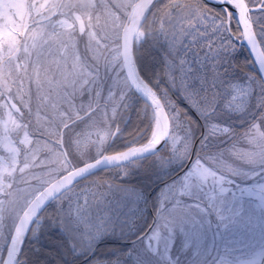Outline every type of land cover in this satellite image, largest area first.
Returning a JSON list of instances; mask_svg holds the SVG:
<instances>
[{"label": "rangeland", "instance_id": "1", "mask_svg": "<svg viewBox=\"0 0 264 264\" xmlns=\"http://www.w3.org/2000/svg\"><path fill=\"white\" fill-rule=\"evenodd\" d=\"M126 1L123 0V3H121L124 12L127 10ZM257 1L254 0L253 2ZM49 2L50 0H0V23L5 24L8 29V33H0V85H6L4 78L9 74H6L7 64L13 65L14 63V69L17 72L21 69L24 58L22 54L18 55V53L25 47L28 52H32V61L26 66L30 81L27 79L28 76L21 75L24 78V83L27 82L28 84L29 82L34 88L39 87L37 90L40 91H46L44 88L48 89L53 85L61 95L60 101L64 103L63 105L69 107L68 111L59 112L62 119L64 118L67 123L71 122L77 114V104L74 103L76 99L74 96L67 94L65 89L67 87L65 85H68L70 89L74 90L75 94L78 90L76 78H71L70 73L88 70L91 78L96 73L91 69L89 70L86 64H80L82 60L75 57L67 44L63 46L61 51L69 56L67 58L58 52H52L55 51L56 45L51 47V43L50 47L33 48L35 41H32V39L34 34H31L29 30L35 28L34 23L37 21L39 13L37 9L43 7L42 5L49 4ZM107 3L106 6H108ZM47 6H44V8ZM108 10V7L104 8V14L99 18L106 21ZM157 10L160 14L158 18V21L161 20L160 23L158 22L156 27L154 25L156 22L150 20L152 19L151 14L144 22L145 24L148 23L145 29L149 28L147 30L149 35L156 28V34L160 36L161 40L167 36L168 44L172 50L179 44V38L185 29L186 35L197 34L200 36L202 34L211 38L214 37L217 29L223 31L219 37L220 43H217L216 47L222 49L228 46L233 49V44L225 33V18L221 11L217 13L212 8L196 0H166L160 3ZM49 12L50 10L46 13ZM59 18L64 22L68 20L65 16ZM110 18L112 19V17ZM254 19L264 20V12L252 14V20L254 21ZM148 20L150 21L148 22ZM29 21L32 23V27L27 29V34L22 39V31L27 28V22ZM150 23L153 25L150 26ZM57 24H61L59 27L69 25V23H56L53 26ZM95 25L92 24V27L97 31ZM121 25L118 27L117 42L120 37ZM50 29L52 30V28ZM140 31L145 32L143 29ZM50 32L46 37H50ZM12 37H15L18 41L14 48H10L8 43ZM191 40L192 38L189 39V41ZM23 41H25V45H20V42ZM117 42L118 67L114 71L107 70L105 74H102L104 84L100 91L99 87L102 79L99 75L97 87L89 91L91 97L89 98L88 92H86L81 103L84 108H88L93 103H98L102 94H106V107L94 109L88 113L84 120L70 123L69 128L64 131L65 138L71 139L70 145L73 154L71 153L70 161L74 165L90 161L104 153L101 150L113 130L114 119L120 116L119 109L128 106L129 110L134 113L133 122L130 124L133 130H136L138 125L134 124L135 119H142V110L138 108L137 98L132 94L121 70L119 42ZM114 50L112 47H107V53H114ZM219 51L221 52V50L216 52L220 53ZM42 54L46 56L41 57ZM202 59L192 60L193 68H183V77H181L179 71H177V75L183 81L182 83L187 85L196 84L189 78L199 79V73L196 77L193 73L202 68L203 96H207L212 103L214 100L217 101V104H213L217 106L215 112L217 119L214 122H211V120L207 122V118H203L204 122L205 124L207 122L208 128L211 122L230 129L226 137L222 135L208 136V128L205 131L203 129L201 154H216L217 162L212 165V169L216 171L207 170L204 179L198 177L197 184L193 188H186L179 182L188 168L176 178H170L165 183L160 184L157 192L151 196L153 218L152 213L148 212L150 180L146 177L139 180L130 178V174L139 168V161H132L125 165L101 171L94 177L86 178V180H97L96 183L102 186L101 190L103 191L101 194H105L106 197L99 203L96 201L93 205L91 201L94 199L81 201L78 206L74 205L79 209H72L70 213L69 210L59 211V213L62 212L67 216V220H64L63 215H58L61 219V226L68 234L69 244L77 251H87L96 242L109 238L111 235V239L118 241L133 238V242L127 246L116 243H113L112 246L108 245L107 248L112 249L107 250L101 259L93 260L88 264H175L177 262L186 264L187 261L191 264H264V118H262L264 115V85L253 74H249L248 80L243 78L242 72L239 73L238 77L237 70L227 59L226 54L220 55V59L222 65L230 70L231 80H228L227 76L229 74L226 70L217 68L215 61L208 59L203 61ZM9 67L12 68L10 65ZM38 69L48 70L39 75ZM233 70L235 74L232 73ZM15 78L20 79L19 74L15 75ZM234 80H237L235 86L233 85ZM209 83L215 85L214 89L209 87ZM78 84L79 88H82L83 81ZM21 86L23 85L21 84ZM116 88L118 89L117 93L115 92ZM3 89L6 90L4 86ZM16 89L18 91V88ZM183 89L180 88L179 91L184 98ZM79 91L81 95L84 93L83 89ZM186 91L189 93L188 89ZM4 94L6 93L0 91V110L6 114L7 104ZM18 95H20L19 92ZM168 101L171 103L170 100ZM87 102L89 106H87ZM61 109L65 110V107H61ZM168 111L172 126V133L168 139L169 144L172 149H176L178 144H182V147L175 151L177 158L169 159L168 146H164L158 154L151 157V166L153 167L156 163L159 167L158 173L153 179L162 175H171L178 170L181 161L184 159L180 157L186 158L187 148L192 144V138L188 136L187 131L180 130L177 127L178 122L174 114L170 110ZM232 114L238 115V124L241 125L242 116L244 123L251 124L244 137L249 154L247 165H245L242 155L243 150L241 149L243 139H241V142L231 139L235 131L234 124H236L233 118L231 119ZM225 115L227 117L223 118ZM256 115L262 117L255 120L253 117ZM47 118H50V116ZM50 123L52 125V122ZM3 126L6 131V124ZM16 128L17 126L13 127L11 124L7 127L14 134H17ZM58 129L56 127V131ZM25 130L28 132L27 129ZM126 133L127 131L119 137ZM102 136L104 138L101 140ZM185 136H188L187 140L183 139ZM28 137L31 138V136ZM42 143H45V141ZM14 145V140L10 137H6V140L2 141L4 149L12 147L14 150ZM236 148L240 149V154L235 151ZM43 151L39 161L34 157H27L28 164L25 166L26 171L23 174V182L13 188L7 201V210L4 217V203L3 209L0 211V231L3 224H7L6 220L8 225L10 220H15L25 205L45 185L60 173L62 174L68 170L66 164L60 161L61 158L56 150L47 147ZM221 154L223 159H220ZM1 160L0 157V164L5 166L6 164ZM248 167H250L249 175L253 179L247 180L248 184L244 185L237 183L234 179L230 180L222 173L223 171L229 172L230 176L243 175L244 169L247 171L246 168ZM197 170L205 171L202 165L198 166ZM173 185H175L174 188ZM221 187L227 189L223 194L219 192ZM170 189L177 194V199L179 195H184L181 201L182 204L179 206L171 200L165 201L172 199ZM70 192L68 190L62 193L50 205L59 206ZM162 216L168 219V226L159 229L161 232L159 241H153L149 244V237L152 235V231L156 230L159 222L162 223ZM68 217L72 219H68ZM151 218L153 223L148 232L140 238L142 229L146 228ZM2 219H5V221H1ZM46 222V219H44L43 223L46 224ZM43 238L45 237L43 236ZM42 241L47 240L42 239ZM174 255L178 257L175 258Z\"/></svg>", "mask_w": 264, "mask_h": 264}, {"label": "flooded vegetation", "instance_id": "2", "mask_svg": "<svg viewBox=\"0 0 264 264\" xmlns=\"http://www.w3.org/2000/svg\"><path fill=\"white\" fill-rule=\"evenodd\" d=\"M134 0H127L125 6L127 10L130 4ZM166 0H161L154 6L152 11L149 15L152 14L150 20L156 22L154 25L158 26V18L160 16L159 10L157 7L160 3ZM198 2H202V0H196ZM249 6L254 4L260 3V0L257 2H253L254 0H245ZM106 2L108 6H106ZM121 3L123 0H50L49 4L42 5L45 7L43 13H38L37 21L34 23L35 28L29 30L31 34H34V38L32 41L34 42L33 48H43V47H50V43L52 44L51 47L55 46V51L58 52L60 55L64 57H69L65 55L62 51L64 45L67 46L72 50V53L75 57H78L79 60H82L80 64H86L88 69L93 70L96 75L90 77L88 74V70H84L83 72L77 73H70V77H75L76 82L78 85L77 93H74V90L70 89L68 85H65V89L67 90V94L74 96L76 99L74 103L77 104V114L72 119L71 122L65 121L62 119V115L59 112H65L69 110L67 105H63L64 103L60 101L61 95L57 92L55 87L51 85L48 89L44 88L46 91L37 90L39 87H33L32 84L26 82L24 83V78H22V74L28 76L27 79L29 80V75L27 74L26 66L32 61L31 54L32 52H28L27 49L24 47L18 55L23 56L24 62L21 66L19 72L14 69L13 65L9 63L12 67L10 68L7 62L6 65V77L4 81H6V85H0V91L4 94V98L6 99V114L0 110V157L1 162H4V165L0 164V211L3 209V217L5 216V212L7 210V201L9 196L16 185H20L23 182V174L26 171L25 166L27 163V157L31 156L34 157L39 161L40 156H42V152L44 148H51L56 150V153L59 154L63 164H66L67 169H70L74 164L71 163V145L70 140L66 139L64 135V131H66L70 123L74 121L84 120L87 117L88 113L93 111L96 108L106 107V100L105 95L102 94L100 97V101L98 103H93L90 107L84 108L82 106V100L85 97V93L88 92V97L90 98V92L98 85L99 75L101 76V85L99 87V91L103 88L104 84V76L107 70H116L118 67L117 64V39H118V27L124 22L126 13L124 12L123 7H121ZM203 3V2H202ZM205 3V2H204ZM203 3V4H204ZM128 5V6H127ZM207 7L212 8L217 13L221 11L224 16V10L222 7H218L215 5H207ZM108 7L110 10V17H109V10L107 13V20L104 21L103 19L99 18L102 17L104 14V8ZM121 7V8H120ZM50 8V12L46 13ZM77 10L80 13V16L75 12ZM126 10V12H127ZM53 12H56L55 14ZM264 12L259 10L258 12L251 13V20L252 14ZM54 14L50 17L51 14ZM90 13V14H88ZM65 16L68 20L65 22L60 20L59 17ZM149 17V16H148ZM148 20V22L150 21ZM56 23H69V25H65L64 27H59L61 24ZM96 24L95 27L97 31L93 29L92 24ZM253 28L255 34L259 40V43L264 52V20L261 19H254L252 20ZM148 23H142L140 30H145L143 37L140 40L134 42V58L138 67V70L141 76L159 93L163 103L165 102L166 106L165 109L169 115L170 110L168 105L170 104L168 100H170L175 109H179L181 112V120L184 122V127L190 124L191 127V138L192 144L194 143L193 148V155L192 157L195 158L197 155L201 154L202 152V145L203 142L201 140L203 129L204 131L208 128L207 122L211 120L214 122L217 118L215 116V112L217 111V106L213 105L212 113L205 115L202 113L198 108L193 107L189 102L187 97L184 98L180 95V88H185V83H182L179 76L177 75V71L173 72V75L176 77L175 80V87L172 85V81L167 78V73L171 71L168 68V63L171 59H175L174 68H180V62L183 61V68L190 69L193 68L191 61L194 59H201L204 61L205 57H207L210 61H215L217 63V68H223L229 74L228 80H231V73L230 70L222 65L220 55L226 54L227 59L233 64L234 68L239 73L242 72L243 78L246 80L249 79V74H253L256 76L260 81L261 78L255 68V65L247 52L244 45H239L234 42V40L229 35L227 28H226V20H225V33L227 37L230 39L231 43L233 44V49H230L228 46L221 48H217V43H220V36L223 31L216 30V34L213 38L205 35L198 36L197 34L186 35V29L183 30L182 36L179 38V44H177L173 50L171 46L168 44V37L166 36L163 39H160V36L156 34V28H154L148 35L147 30L145 29ZM32 23L29 21L27 22V28L22 31V39L27 34L26 31L31 26ZM153 24L150 23V26ZM100 27L102 31L100 32ZM121 27V26H120ZM183 27V25H182ZM52 28V30L50 29ZM229 28L231 32L237 37L240 38V30L239 27L233 18L230 15L229 21ZM55 29V31H54ZM120 30V28H119ZM139 30V31H140ZM155 30V31H154ZM51 31V32H50ZM50 32V37L48 33ZM194 32V31H193ZM195 36V37H192ZM192 38L191 41L189 39ZM47 39V40H46ZM57 39V41H56ZM165 39V40H164ZM198 39V41H196ZM119 42V52H120V39ZM117 42V43H118ZM25 45V41L20 42V45ZM114 48V53H107V47ZM97 49V51H96ZM221 50L220 53L216 51ZM76 52H78L76 54ZM30 54V55H29ZM120 55V54H119ZM46 55L42 54L41 57H45ZM120 57V56H119ZM121 63V61H120ZM3 64V63H2ZM86 67V69H87ZM48 69H38L39 75L44 74ZM122 70V66H121ZM202 68L197 69L193 73L196 77L197 73H199V79L194 80L189 78L191 81L195 82L196 84L188 85L189 93L195 89L201 96L204 95L203 93V74H201ZM233 74L234 70L232 71ZM19 74L20 79H16L15 75ZM98 79V80H97ZM55 80V78H54ZM27 81V80H26ZM83 81L82 88H79V82ZM236 81L234 80L233 85H236ZM21 84L23 86H21ZM3 86L6 88L3 89ZM48 86V85H47ZM208 86V85H207ZM206 86V87H207ZM214 84L209 83V87L214 89ZM18 88V91L17 89ZM80 89L84 90V93L81 95ZM164 89L165 91H161ZM18 92L20 95H18ZM115 92H118V89H115ZM163 96V97H162ZM167 97V98H166ZM216 99V98H215ZM217 100V99H216ZM14 101V102H13ZM142 104L143 108V119L145 123H148L150 119V114L146 105L143 102H139ZM217 104V101L214 100L213 104ZM8 106V107H7ZM87 106L89 103L87 102ZM61 107H65V110H62ZM139 108V106H138ZM170 112L173 113L172 110ZM133 112H130L128 107L124 109L121 108L120 116H117L114 119V125L120 124L123 116H128L129 119L131 118ZM226 114V113H225ZM50 118H47L49 117ZM69 116V115H68ZM74 116V115H73ZM227 116V115H225ZM231 119L233 118L234 122V129L233 137L231 138L233 141L241 142L242 146L241 149L243 150L242 155L245 162V165L248 163L247 157L249 156L246 145L247 142L245 141L244 137L246 135V130H248L249 125L244 123V118L242 116L241 125L238 124L239 120H237L238 115H231ZM173 117V116H172ZM261 115H256L254 117L255 120H258ZM47 118V119H44ZM170 118V117H169ZM207 118V122L205 124L204 119ZM264 118V115L263 117ZM81 120V121H82ZM52 122V125L51 123ZM171 122V121H170ZM63 123V124H62ZM6 124V131L3 128ZM17 126L16 132L14 134L12 131L8 130L7 127L9 125ZM51 125V128H50ZM56 127L59 129L56 131ZM170 135L172 133V126L170 125ZM28 132H26V130ZM240 129V130H239ZM181 130V128H180ZM36 132V133H35ZM132 134L131 136L134 137L131 141L138 140L141 136L140 133ZM229 133V132H228ZM7 134V135H6ZM201 134V136H199ZM212 134V133H210ZM169 135V137H170ZM228 135V134H227ZM227 135H222L226 137ZM10 137L14 140L15 147L14 150L11 148L4 149L2 147V141L6 140V137ZM28 136H31L29 138ZM168 137V139H169ZM104 138L102 136L101 140ZM128 138V137H127ZM97 139V138H95ZM166 141L165 147L168 146L169 149V141ZM45 141V143H42ZM110 141V137L108 141L104 142V147L101 152L109 153L108 150H115L116 144L115 141H112L110 146H108ZM66 143V144H65ZM191 144V148H192ZM243 147V148H242ZM191 151V149H190ZM238 154L241 153L239 148L235 149ZM73 154V153H72ZM170 156V152H169ZM188 158H184L181 162V168L185 165ZM189 167L188 166L182 171V173ZM247 171L244 169L243 175L236 174L231 175L229 172H222L226 177L230 180L234 179L237 183L241 184H248L247 180H252L253 178L250 177L249 171L250 167L246 168ZM234 172V171H233ZM239 172V171H235ZM61 174V173H60ZM59 174V175H60ZM58 176V175H57ZM93 176V175H92ZM241 176V177H239ZM91 176H89L90 178ZM97 181V180H96ZM95 180L92 179H83L78 181L74 186L65 190L64 192L70 190V194L67 198L59 205V206H51L50 202L44 210L38 215L37 220H35L29 230L28 233H35L36 236H39L38 239L36 237L34 240L40 242V240L45 239L48 242H51V246H44L45 243H41L39 247L40 250L44 251V253L48 254L51 258L46 260L43 259L39 251L36 254V260L34 262L27 263L26 259L33 254L28 250L24 244H22V257L20 254V264H88L93 260H99L105 255L107 251V246H111L117 240L111 239L112 235L109 238H104L100 242H96L90 249L87 251H77L69 244L68 234L65 232L64 228L61 226L60 222L61 219L58 215H63L64 220H67V216L64 213H59V211L69 210V213L72 212V209L78 210L79 207H75L74 205L78 206L81 201H86L90 199H94L91 201L93 205L96 201L98 203L105 198V194H101L103 190H101L102 186L99 183H96ZM99 182V181H98ZM251 182V181H250ZM62 192V193H64ZM61 193V194H62ZM95 193V194H94ZM60 194V195H61ZM58 197V196H57ZM56 197V198H57ZM89 198V199H88ZM53 204V203H52ZM26 206V205H25ZM74 206V207H73ZM25 208V207H24ZM23 208V209H24ZM87 208V206H85ZM84 208V209H85ZM22 209V210H23ZM21 210V212H22ZM21 212L17 215L16 219L10 220V224L6 220L7 224H3L2 230L0 231V251L3 250L8 242V238L12 232V229L20 216ZM68 213V214H69ZM6 219V218H5ZM2 219L1 221H5ZM44 219L51 220L52 223L41 224V221ZM68 219H72L68 217ZM42 225V226H40ZM5 227V228H4ZM27 233V234H28ZM43 236L45 238H43ZM116 237V236H114ZM58 243V244H57ZM114 248V247H113ZM4 250V251H5Z\"/></svg>", "mask_w": 264, "mask_h": 264}, {"label": "water", "instance_id": "3", "mask_svg": "<svg viewBox=\"0 0 264 264\" xmlns=\"http://www.w3.org/2000/svg\"><path fill=\"white\" fill-rule=\"evenodd\" d=\"M157 0H135L131 5L126 20L123 25L121 38H120V57L123 72L125 78L132 88V90L149 105L154 119V124L150 134L153 135L154 129H158L157 134L154 136L155 140L162 137L169 136L170 133V122L168 115L165 111L162 101L157 96L156 92L144 81L140 76L136 67L133 55V43L135 39V33L139 30L142 22L146 18V15ZM204 2L222 7L226 15V28L229 35L232 37L235 43L244 45L247 49L255 68L264 84V53L261 49L260 43L253 30L252 22L250 19V12L258 10V5L248 6L245 0H203ZM230 15L235 19L241 38L235 37L229 28ZM129 33H132L131 37ZM116 130L112 134L115 135ZM149 138V137H148ZM147 138V139H148ZM146 139V140H147ZM145 141L129 145L121 150L114 151L111 153H103L97 158L90 161L81 163L77 166H73L71 169L61 174L47 185H45L25 206L19 218L17 219L14 228L9 237L5 254L0 264H19V255L23 241L28 233V230L40 212L45 206L53 200L56 196L62 193L64 190L71 187L74 183L87 177L88 175L97 172L102 169L119 166L130 162L132 160L144 158L151 154L156 153L165 144L162 141L155 150L149 151L143 154H139L134 158H130L127 161H119L116 159L126 150L132 147H140ZM194 144L191 150V156L193 153ZM189 160L185 167L188 165ZM184 167V168H185ZM179 173V172H178ZM149 192V199H150ZM152 224V223H151ZM151 225L144 231L146 232Z\"/></svg>", "mask_w": 264, "mask_h": 264}, {"label": "snow or ice", "instance_id": "4", "mask_svg": "<svg viewBox=\"0 0 264 264\" xmlns=\"http://www.w3.org/2000/svg\"><path fill=\"white\" fill-rule=\"evenodd\" d=\"M44 10H45L44 7L37 9V11L40 13H43ZM258 10L264 11V0H260V3L258 5ZM133 32L135 33L137 40H139L144 35L143 31H136L135 29H133ZM0 33H8V29L5 26V24H3V23H0ZM131 35H132V33H129L130 37H131ZM173 39H175V37H173ZM8 43H9L10 48H14L16 46V44L18 43V41L16 40L15 37H12V39L10 41H8ZM205 59H207V57H205ZM174 63H175L174 58L169 61L168 68L171 69V71H169L166 75H167V78L173 82L172 85L175 87L176 86L175 85L176 77L173 75V72L179 71L181 77H183V71H184L183 70V63L184 62L183 61L180 62V68L179 69L173 68ZM149 87H151V85H149ZM187 88H189V86L185 85V88L182 90V92L187 97L188 102L193 107L198 108L205 115L212 113V111H213L212 101L207 96H201V94L198 93L195 89H193V91L191 93H188L186 91ZM153 91H156V90L153 89ZM161 91H165V90L161 89ZM168 108L173 111L175 119L178 122L177 127L181 128L182 130L187 131L188 136L191 137L190 124L187 125L186 128L184 127V122L181 120V112L179 111V109H175L172 102L168 105ZM229 131H230V129H228L226 127H220V126L216 125L215 123L210 122L209 128H208V136L215 137L218 135H227ZM209 133H212V134L210 135ZM188 136L183 137V139L187 140ZM165 140H167L166 136L162 137L158 140H155L154 136L150 134L149 138L147 140H145V142L142 146L132 147V148L126 150L125 152H123L118 157H116V159L123 162V161L129 160L130 158H134L139 154H143V153H146L149 151H153L156 149V147L162 141H165ZM169 146H170L169 147V152H170L169 159L177 158L175 156V151L180 149L182 147V144L176 145V149H172L171 145H169ZM190 148H191V146L189 148H187V155H186V158H188V160H189V167H188L186 173L183 175L182 179L179 181L186 188H193L194 186H196L198 177L200 179H204L207 170L211 169L213 171H216L215 169H212V165L217 162V156L215 153H203V154H199L195 158H193L191 156V153H190ZM180 158H185V157H180ZM220 159H223L222 154L220 156ZM200 165H202L204 167L205 171H198L197 170L198 166H200ZM175 185H173V188L175 187ZM226 191H227V189H225L223 187H221L219 189V192L221 194L225 193ZM169 192H170V195L172 196V199H168L165 201L171 200L177 206L182 204L181 201H182V198L184 197L183 194L179 195V198L177 199V194L174 193L172 191V189H170ZM163 207L164 206L162 205V208ZM161 221H162V223L159 222V224L156 227V230L152 231V235L149 237V244H151L153 241H159V239L161 237V232L159 230L160 228H162V227L167 228L168 223H169L168 219L166 217L162 216Z\"/></svg>", "mask_w": 264, "mask_h": 264}, {"label": "trees", "instance_id": "5", "mask_svg": "<svg viewBox=\"0 0 264 264\" xmlns=\"http://www.w3.org/2000/svg\"><path fill=\"white\" fill-rule=\"evenodd\" d=\"M132 94L134 95L133 92H132ZM135 97L137 98V102L139 104V109L142 110V119L141 118H139V119L136 118L135 119L134 124H138V125H137L136 130H133L131 128L130 124L133 122L134 116H131L129 121H127V124L124 126L123 131H122L121 134H123L125 131H127V133L125 135H123L122 137H118L116 139L115 143H117V144H116V148L115 149H121L122 146L130 145V144L141 143V142L145 141L148 138V136H149V133H150V130H151V127H152L151 113H150L148 107H146L148 109V111H149L150 119H149L148 123H145L144 119H143V111L144 110L141 107L142 104L139 103V102H143V101H141L137 96H135ZM130 131H132L134 134H136L137 132L140 133L141 137L138 140H135L132 143L125 144L124 142L129 140L132 137L131 136L132 134L130 133ZM151 165H152L151 157H146L143 161H141L140 168L130 174V178L132 180H135V178H136V180H139V179H142V177H146V179L152 180V177L157 175L159 167H158V165L156 163H154L153 167ZM164 178H165V175H162V176H160L158 178H154L152 180V182L149 184L150 189L153 187L152 188V191H153L152 194L157 192L158 187L160 185V182ZM46 221H47L46 223H52L51 220H46ZM41 224H44L43 221H41ZM40 226H42V225H40ZM142 230H144V228ZM35 237H36V239H38L39 236H36L34 232L33 233H28L26 238H25V240H24V242H23L24 246H26L28 248V250L33 254L32 256H30V257H28L26 259L27 263H30V262L32 263V262H34L36 260V254L40 250L39 247L41 246V243H45L44 246H51V242L42 241V240H40V242H38V241L34 240ZM109 249L110 248H107V250H109ZM4 250H5V247L3 248L2 251H0V262L2 260L3 255H4V252H5ZM39 254H41L43 259L48 260V259L51 258L48 254L44 253V251H42V250L39 251ZM21 257H22V253H21ZM176 257H178V256H175V258ZM184 258H183V260H184ZM20 262H21V260H20ZM176 262H177V260H176ZM179 263L180 262H177L175 264H179ZM167 264H169V263H167ZM186 264H191V263L187 261Z\"/></svg>", "mask_w": 264, "mask_h": 264}, {"label": "bare ground", "instance_id": "6", "mask_svg": "<svg viewBox=\"0 0 264 264\" xmlns=\"http://www.w3.org/2000/svg\"><path fill=\"white\" fill-rule=\"evenodd\" d=\"M157 132H158V129H154V133H153V136H155L156 134H157Z\"/></svg>", "mask_w": 264, "mask_h": 264}]
</instances>
